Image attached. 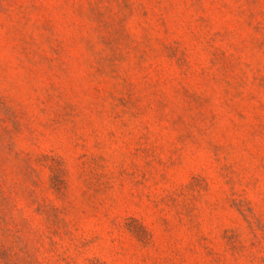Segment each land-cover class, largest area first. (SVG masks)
Here are the masks:
<instances>
[{
  "label": "rangeland",
  "instance_id": "374dc122",
  "mask_svg": "<svg viewBox=\"0 0 264 264\" xmlns=\"http://www.w3.org/2000/svg\"><path fill=\"white\" fill-rule=\"evenodd\" d=\"M0 264H264V0H0Z\"/></svg>",
  "mask_w": 264,
  "mask_h": 264
}]
</instances>
